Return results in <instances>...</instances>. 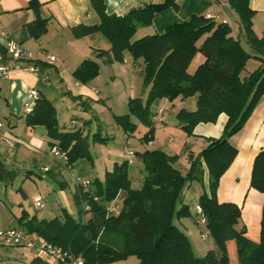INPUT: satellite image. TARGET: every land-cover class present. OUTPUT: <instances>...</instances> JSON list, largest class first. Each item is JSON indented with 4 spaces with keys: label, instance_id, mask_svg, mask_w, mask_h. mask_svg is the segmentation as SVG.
I'll return each mask as SVG.
<instances>
[{
    "label": "trees",
    "instance_id": "trees-1",
    "mask_svg": "<svg viewBox=\"0 0 264 264\" xmlns=\"http://www.w3.org/2000/svg\"><path fill=\"white\" fill-rule=\"evenodd\" d=\"M229 4L240 18L251 52L232 35V28L227 23L201 15L169 26L162 34L135 39L140 28L153 25L157 14L171 8L178 10L177 0L151 1L125 16L109 15L103 0H92V9L100 22L74 27V37L81 39L97 34L105 37L111 49L96 50V55L108 65L124 62L126 53L135 62L143 60L147 98L130 99V113L115 116L116 123L125 133L131 135L136 131L137 124L132 121L135 116L149 127L142 140L151 142L154 135L151 107L164 99L174 102L178 98L196 96V110L182 109L177 115L182 130L189 136L198 124L215 123L221 114H226L228 121L221 138L210 139L199 155L189 154L187 174L175 167L178 156L158 149L146 150L141 154L146 173L140 189L131 186L129 161L126 160L115 164L114 169L107 172L104 182L95 180L89 191L85 192L78 185L73 194L78 217L66 213L63 219L39 220L33 216L25 221L28 215L24 214L19 219L24 231L72 252L83 258L85 264H109L132 256L139 264H230L226 252L229 241L236 242L239 264H264V205L260 240L254 243L246 237L245 229L238 228L241 208L234 203L218 201L220 180L238 155V149L230 139L244 128L264 95V36L260 38L254 32L255 12L250 8L249 0H229ZM33 8L36 20L28 29L31 37L40 39L47 33V22L41 18L39 6L33 4ZM0 52L7 58L6 48L0 47ZM198 53H202L205 60L194 74H190L189 67ZM252 58L259 60L261 67L243 77L246 63ZM33 64L45 66L40 60H34ZM99 73L100 65L96 61L85 60L73 75L77 82L87 85ZM25 123L29 128L42 126L46 129L52 149L57 147L67 155L65 167L71 169L82 159L93 162L90 138L84 129L73 126L72 131H62L56 109L47 98L36 100ZM108 140L101 131L93 135L94 142L107 144ZM206 169L207 191L200 196L198 206L202 208L207 229L222 254L218 256L215 251H209L204 257H197L189 237L175 224V218L192 217L191 207L182 201V192L193 182L204 184ZM13 178V172L0 160V183H8ZM61 185L65 188L66 183L61 182ZM250 186L264 194V149L254 160ZM121 198L120 214L109 215L106 211L109 203ZM87 215L90 217L85 220ZM109 236H121L123 248L117 249L115 241L108 240ZM41 261L36 258L33 264Z\"/></svg>",
    "mask_w": 264,
    "mask_h": 264
},
{
    "label": "crops",
    "instance_id": "crops-1",
    "mask_svg": "<svg viewBox=\"0 0 264 264\" xmlns=\"http://www.w3.org/2000/svg\"><path fill=\"white\" fill-rule=\"evenodd\" d=\"M103 1L106 5L107 13L117 16H125L151 2V0ZM159 1L162 2L163 0ZM177 2L179 4L178 10L171 8L161 12L156 15L151 27L141 28L140 31L144 32L143 37L154 33L162 34L169 26L188 21L193 15H201L206 18H212L216 22L227 23L232 28V35L240 40L247 51L251 52V47L247 43L243 33L240 18L231 8L229 0H177ZM249 3L250 8L255 12L253 18L254 32L261 38L264 36V0H249ZM33 4L39 6L41 18L47 22V33L40 39L31 37L28 29L29 24L36 20ZM99 22L98 15L92 9V0H0V47L7 48L9 43H16L21 45L25 51L35 56L34 59L25 58L16 60L8 53L7 58H3L0 52V65L10 68L9 77L6 79L0 78V121L3 124V128L0 130V150L1 140L4 138L6 140L8 138L13 140L11 143L13 146L9 147V150L4 153L5 157L0 151V160L9 171L13 172L14 177L16 173L8 167L4 158L13 159L15 164L22 166L21 171L27 178H32L31 174L38 172L36 175L40 176L41 179H48L50 182L53 179L56 181L60 179L62 169L65 168V162L53 155L50 138L46 129L42 126L36 128L26 126V115L31 111H27L25 104L31 92L37 93V99L41 97L47 98L54 105L57 118L59 113L55 104L65 98L71 99L78 110L75 113L71 112L69 124L65 123L64 126L65 128L68 126L72 128L73 122L75 120L79 121L83 123L82 128L85 135H88L90 138V132L88 131L94 124L93 121H100L96 105H98L97 103H104L105 98L109 99L111 96L108 83L115 84L127 70L133 72L131 76L133 80L136 78L135 74L138 71H136L135 67L136 63L140 60L135 62L129 53H126L124 62H115L111 65L106 64L103 59L97 57L96 50L109 51L111 49L110 43L101 34L81 39L74 37L72 32L74 27L81 24L94 25ZM202 42L203 39L200 40L198 45H201ZM40 52H46L55 56L56 61L51 64L48 60L40 58ZM34 60H40L42 63H45V66L36 67L33 64ZM85 60H94L100 65L99 75L87 85L77 82L73 75L74 71ZM204 60V56H198L197 54L189 67V73L194 74L191 73V68L193 67L192 69L197 70ZM260 67L261 62L252 58L246 63L242 76L247 77ZM105 68V71L109 74V79L107 78L109 82L105 81L103 85V83H99L102 71ZM69 76L74 79V87H71L67 82ZM147 95L148 91L145 89L139 97L135 95L134 97H130V99L142 98L146 100ZM75 97L81 99L74 100L73 98ZM190 99L178 98L174 102L166 99L159 101L162 105L156 107L155 113V110H152V118L163 107L162 121H157V123L162 124L158 131L170 132L172 135H170L171 138H169L166 144H160L155 136L156 128L154 123L156 122L153 121V140L151 141V145H147L144 149V151L158 149L165 151L169 155L178 156L179 159L175 163V167L183 174H187L190 169L189 154L193 153L197 156L208 146L210 139L221 138L228 121V116L221 114L217 122L200 123L195 127L192 136L187 135L182 130L177 115L182 109L186 111L196 110V96ZM167 110L173 115L170 118L166 117ZM76 114H79V116ZM115 116L120 115L115 114ZM58 122L60 126L59 119ZM134 123L139 128V123ZM19 128L25 129L24 131L27 134L25 138L17 134ZM99 128L100 126L97 127V132L101 131ZM60 129L62 131H69ZM148 130L149 127L145 126L141 134V142H144L142 139ZM131 135L124 132V139H127L125 141L126 144L129 143ZM175 135L180 137L179 142L176 141ZM230 143L238 149V155L220 180L218 201L220 203H234L241 208L242 218L238 228L245 229L246 237L252 242L258 243L261 232L264 194L252 189L250 183L254 160L261 150L264 149V95L259 100L244 128L231 137ZM14 149H16V152L13 151ZM20 151L26 154V156L20 155ZM135 153L138 154L141 151H136ZM115 164L121 163L117 162ZM76 165L77 163L71 169ZM107 172L110 171L106 170L102 177H96L94 180L89 179L91 187L95 180L104 182ZM144 178L145 175L140 179L144 181ZM207 178L208 172L206 169L204 184L193 182L182 192V201L191 207L193 214L191 218L196 221L197 219L194 217L195 209L198 206L200 196L207 191ZM10 182L0 183V194L4 192V187L10 184ZM78 185H76L75 191ZM24 211L26 210L23 209ZM27 214L28 219L25 221L33 217L29 213ZM22 216L23 213L17 214L15 209L10 208L2 199L0 200V229L13 228L23 230L20 223L18 227L14 226L16 220L19 221ZM179 221L182 225L180 228L189 237L188 234L192 230L190 224L185 222L184 219ZM1 244L0 247L8 249L16 248ZM36 258L42 260L39 264H60L45 254H41L37 249L31 255L19 253L15 250L1 251L0 249V263L18 262L33 264ZM134 264H139V262H135Z\"/></svg>",
    "mask_w": 264,
    "mask_h": 264
},
{
    "label": "rangeland",
    "instance_id": "rangeland-1",
    "mask_svg": "<svg viewBox=\"0 0 264 264\" xmlns=\"http://www.w3.org/2000/svg\"><path fill=\"white\" fill-rule=\"evenodd\" d=\"M144 28V27H143ZM138 30L135 39L143 37L144 32ZM197 56V55H196ZM194 57V59L196 58ZM198 56H203L202 53H198ZM193 59V61H194ZM192 61V62H193ZM136 78L133 80L132 75L133 72H129L127 70L126 73H123L119 80L112 84L108 81L109 74L105 71H102L100 83L104 85L105 81L109 83V90L111 92L110 98H105L104 103H97L96 110L98 111L100 121H93L92 127L89 129L90 132V151L92 154L93 162L89 159L80 160L77 165L73 168H63L60 179L50 180L41 179L40 176L36 175L38 172H33L32 178H27L25 174L21 171L22 166H18L14 163L13 159L4 158L8 167L11 168L16 176L13 181L10 182L7 186L4 187V192L0 194V200L4 201L10 208L15 209L17 214H27L29 213L31 216H36L39 220L47 219L51 220L58 216L59 218H64L66 213L78 217L77 207L73 201V194L76 189V185L79 183H83L84 181H89V179L94 180L96 177H102V175L106 172V170H113L115 167V163H123L125 160H128L125 157L124 149L127 145L124 139V130L118 126L115 121V114L117 115H127L130 113L129 109V99L130 97H134L137 95L139 97L143 91H145L144 85V73H143V60H140L136 63ZM193 68V67H192ZM191 68V73H195L194 69ZM108 78V79H107ZM67 82L71 87H74V79L70 76L67 78ZM191 97L187 98L190 99ZM191 100V99H190ZM57 106L58 111V119L60 121V128L64 130L72 131L71 126L65 128L64 124H69L70 116L72 113L78 110V108L73 104L71 99L65 98L60 102L55 104ZM162 103L157 101L151 107V111L155 110L156 107L161 106ZM111 107V108H110ZM163 108V107H162ZM96 111V112H97ZM156 110L154 111V113ZM91 115V113H89ZM79 116V114H76ZM173 116L170 111H166V117ZM132 120L134 122L139 123V128L136 129L134 135L130 136L128 148L133 151H141V153L136 154L135 156L129 160V177L131 180V186L134 189H140L143 186V181L140 179L146 173L145 171V163L142 158V153L147 145H151L152 142L146 143L141 142V134L143 133L145 126L137 117L133 116ZM154 123L156 131L155 136L160 144L167 143L169 138H171L170 132L158 131L161 128V123ZM100 126V130L103 136L109 138L107 144H101L93 141V135L97 132V127ZM138 127V125H137ZM41 128V127H40ZM42 129V128H41ZM25 129L19 128L17 134L20 137H26L27 134L24 131ZM174 133V132H173ZM3 135V134H2ZM176 141H180V137L175 135ZM156 140V142H157ZM13 140L4 138L1 140V152L4 154L9 150ZM48 150V146L46 147ZM14 149L13 151H15ZM20 155L26 156L22 151H20ZM5 157V154H4ZM65 164V163H64ZM38 171V170H37ZM61 182H65L67 184L66 188L62 187ZM90 182V181H89ZM53 183V184H52ZM4 186V185H3ZM193 192V190H191ZM122 201V198L119 200ZM41 202L44 208H40L37 206V203ZM23 209L26 211L23 212ZM65 209V210H64ZM28 215V214H27ZM90 216L87 215L85 220H87ZM28 219V216L26 217ZM184 218L185 222H188L191 227V231L189 232V239L192 245V249L194 254L197 257H204L209 251H215V253L220 256L222 254L221 248L217 245L214 237L210 234L208 239H203L202 235L208 232L207 225L205 224H197V221L192 218L188 219ZM175 224L179 227H182L181 222L175 218ZM19 221L16 220L14 223L15 227H18ZM108 240L115 241V247L117 249H122L124 246V241L121 236H109ZM11 248V247H9ZM1 251L3 250H15L19 253H27L29 255L33 254L37 248H26V247H16L12 249H8L5 247H0ZM226 252L230 261V264H239L236 242L229 241L226 245ZM135 262H139V260L132 256L125 260L116 261L109 264H134Z\"/></svg>",
    "mask_w": 264,
    "mask_h": 264
},
{
    "label": "built area",
    "instance_id": "built-area-1",
    "mask_svg": "<svg viewBox=\"0 0 264 264\" xmlns=\"http://www.w3.org/2000/svg\"><path fill=\"white\" fill-rule=\"evenodd\" d=\"M153 2H158L159 0H151ZM7 53L12 56L16 60L22 59H34L35 56L32 53L25 51L21 45L16 43H9L7 48ZM40 58L48 60L49 63H54L56 61L55 56L50 55L46 52L39 53ZM34 70V69H33ZM10 68L7 66L0 65V78H8L9 77ZM35 71V70H34ZM97 93V91H95ZM37 100V93L31 92L27 101L26 108L27 111H31L35 105ZM164 113V108H160L158 112L155 114L153 121H162ZM73 126L83 127V123L79 121H74ZM3 128V124L0 121V130ZM128 143L125 146L124 154L125 157L130 160L135 156V153L131 151L128 147ZM53 155L59 159H62L65 163H67L68 157L65 153H63L59 148L55 147L52 149ZM91 183L89 181H84L83 183H79V186L83 188L85 192L90 190ZM95 200H98L97 198ZM37 206L40 208H44L41 202L37 203ZM122 210V203L119 199L113 200L106 208V211L109 215H118ZM194 217L197 219L198 223L205 224L206 220L203 215V210L200 206H196ZM210 237L209 231L202 235L203 239H208ZM0 242L14 247H26V248H37V250L41 254H45L46 256L54 259L60 264H85L83 258L75 256L72 252L65 250L59 246H55L48 241H46L42 237L34 238L30 234H28L24 230L19 229H0Z\"/></svg>",
    "mask_w": 264,
    "mask_h": 264
}]
</instances>
